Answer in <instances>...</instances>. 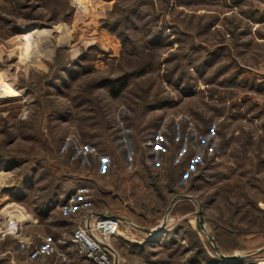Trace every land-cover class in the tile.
<instances>
[{"label": "rangeland", "instance_id": "1", "mask_svg": "<svg viewBox=\"0 0 264 264\" xmlns=\"http://www.w3.org/2000/svg\"><path fill=\"white\" fill-rule=\"evenodd\" d=\"M0 72V264L264 259V0H0Z\"/></svg>", "mask_w": 264, "mask_h": 264}, {"label": "built area", "instance_id": "2", "mask_svg": "<svg viewBox=\"0 0 264 264\" xmlns=\"http://www.w3.org/2000/svg\"><path fill=\"white\" fill-rule=\"evenodd\" d=\"M17 225L16 222L10 223L7 229L16 234L19 228ZM119 228L120 220L117 217L98 214L88 224L74 228L69 242L76 246L79 256L86 258L90 264H113L109 249ZM260 264H264V259Z\"/></svg>", "mask_w": 264, "mask_h": 264}, {"label": "bare ground", "instance_id": "3", "mask_svg": "<svg viewBox=\"0 0 264 264\" xmlns=\"http://www.w3.org/2000/svg\"><path fill=\"white\" fill-rule=\"evenodd\" d=\"M2 78V73L0 72V80ZM3 86V90L0 93L1 96H17L12 90L9 89V87L7 85H2ZM3 175L2 172H0V176Z\"/></svg>", "mask_w": 264, "mask_h": 264}, {"label": "water", "instance_id": "4", "mask_svg": "<svg viewBox=\"0 0 264 264\" xmlns=\"http://www.w3.org/2000/svg\"><path fill=\"white\" fill-rule=\"evenodd\" d=\"M222 258L226 259V260H233L238 258V255H229V256H225V255H221Z\"/></svg>", "mask_w": 264, "mask_h": 264}, {"label": "trees", "instance_id": "5", "mask_svg": "<svg viewBox=\"0 0 264 264\" xmlns=\"http://www.w3.org/2000/svg\"><path fill=\"white\" fill-rule=\"evenodd\" d=\"M154 39H157V37H154Z\"/></svg>", "mask_w": 264, "mask_h": 264}]
</instances>
